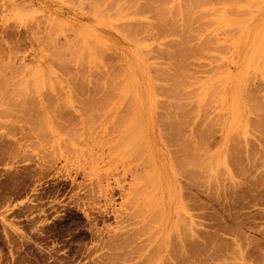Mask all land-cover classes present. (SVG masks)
Instances as JSON below:
<instances>
[{"label": "rangeland", "instance_id": "374dc122", "mask_svg": "<svg viewBox=\"0 0 264 264\" xmlns=\"http://www.w3.org/2000/svg\"><path fill=\"white\" fill-rule=\"evenodd\" d=\"M134 1L136 7L128 6L132 0H0V264H264V0ZM158 5L164 6L165 13ZM191 6L187 18L185 9ZM162 13L165 21L160 19L165 18ZM183 13L187 21L181 18ZM133 23L143 27L139 31L137 27L135 36L128 32ZM235 25L244 28L237 31ZM182 32L188 42L186 36L182 41ZM94 42L103 47L97 48ZM184 44L188 51L183 50ZM178 46L182 48L178 54L188 56L173 58L176 67L171 59ZM260 61L263 66L256 69ZM167 62H172L171 69ZM172 67L177 75L188 70V80L179 82L186 79L185 72L179 73L183 78L176 76L177 87L193 80L183 89L196 92L201 87V93L198 89L194 96L189 92L174 95L176 79L168 78ZM254 68L256 73L251 72ZM188 73L198 77L189 78ZM223 80L219 97L221 84L217 95L202 97L208 84L215 89ZM88 108L94 111L91 115H85ZM250 109L254 111L249 113ZM94 114L100 115L94 118ZM106 117L112 119L104 123ZM160 127L166 130L161 132ZM119 136L122 139L117 140ZM189 143L202 148L200 155L191 145L199 160L204 154L207 157L197 161L205 163L202 168V164L198 169L189 165L194 161H188L192 157L184 149ZM184 236L182 245L179 237Z\"/></svg>", "mask_w": 264, "mask_h": 264}, {"label": "bare ground", "instance_id": "6f19581e", "mask_svg": "<svg viewBox=\"0 0 264 264\" xmlns=\"http://www.w3.org/2000/svg\"><path fill=\"white\" fill-rule=\"evenodd\" d=\"M133 1H134V0H132V2H130V3L128 2V3H129L128 6H129L130 4H131V5H134V3H135L136 1H134V3H133ZM150 1H152V0H150ZM150 1H149V2H150ZM187 1H188V0H187ZM111 2H112V1H111ZM113 2H114V1H113ZM124 2H125V1H124ZM124 2H123V3H124ZM171 2H172V1H171ZM188 2H189V1H188ZM97 3H100V2H96V4H97ZM132 3H133V4H132ZM169 3H170V2H169ZM169 3H168V4H169ZM250 3H251V2H250ZM153 4H155V2H154ZM165 4H166V3H165ZM175 4H176V1H175ZM182 4H183V3H182ZM182 4H181V5H182ZM113 5H114V3H113ZM123 5H124V4H123ZM135 5H136V4H135ZM135 5H134V6H135ZM137 5H138V4H137ZM155 5H156V4H155ZM161 5H162V4H161ZM176 5H178V3H177ZM187 5H189V3H188ZM190 5H192V4L190 3ZM190 5H189V6H190ZM95 6H96V5H95ZM128 6H127V7H128ZM158 6H159V5H158ZM185 6H186V5H185ZM192 6H193V5H192ZM192 6H191V7H187V9H185V10L187 11V12L185 11V12H186V13H185L186 17H187V16H188V17L191 16V12H192V10H193ZM250 6H251V5H250ZM135 7H136V6H135ZM150 7H151V6H150ZM159 7H161V8L163 7L162 9L164 10V13H165L164 6H159ZM176 7H177V6H176ZM125 8H126V7H125ZM131 8H133V7H131ZM177 8H178V7H177ZM177 8H176V9H177ZM196 8H197V7H196ZM95 9H96V7H95ZM129 9H130V8H129ZM133 9H134V8H133ZM152 9H153V8H152ZM154 9H155V8H154ZM176 9H175V10H176ZM190 9H191V10H190ZM104 10H106V9H104ZM134 10H135V9H134ZM156 10H157V9H156ZM159 10H160V9H159ZM178 10H179V9H178ZM178 10H177V12H178ZM183 10H184V9H183ZM194 10H195V9H194ZM230 10H231V9H230ZM99 11L101 12V9H99ZM99 11H98V12H99ZM161 11H162V10H161ZM172 11H173V10H172ZM102 12H103V10H102ZM102 12H101V13H102ZM104 12H105V11H104ZM138 12H139V11H138ZM144 12H145V11H144ZM151 12H152V11H151ZM183 12H184V11H183ZM193 12H194V11H193ZM101 13H100V14H101ZM120 13H121V12H120ZM131 13H132V12H131ZM133 13H135V11H134ZM156 13H158V12L156 11ZM171 13H172V12H171ZM247 13H248V12H247ZM102 14H103V13H102ZM136 14H137V13H136ZM142 14H143V13H142ZM158 14L160 15L161 12H159ZM176 14H178V13H176ZM192 14H193V13H192ZM94 15H95V14H94ZM133 15H135V14H133ZM137 15H138V14H137ZM143 15H144V14H143ZM152 15H153V14H152ZM159 15H158V16H159ZM162 15H163V13H162ZM164 15H165V14H164ZM164 15H163V16H164ZM173 15H174V14H173ZM185 15H184V13H183V15H182L183 17H181V18L184 19V21H187V20H185ZM217 15H218V14H217ZM225 15H226V14H225ZM225 15H224V16H225ZM232 15H235V14H232ZM145 16H146V15H145ZM170 16H172V15H170ZM121 17H122V16H121ZM155 17H156V16H155ZM160 17H161V16H159V18H160ZM164 17H165V16H164ZM166 17H167V16H166ZM166 17H165V18L161 17L160 19H163V20H164V19H166ZM188 17H187V18H188ZM227 17H228V15H227ZM146 18H148V16H147ZM149 18H150V17H149ZM171 18H173V17H171ZM98 19H99V17H98ZM101 19H102V18H101ZM182 19H181V20H182ZM198 19L200 20V18H198ZM223 19H224V18H223ZM134 20H135V19H134ZM137 20H139V19H137ZM141 20H142V19H140L139 22H141ZM145 20H146V19H145ZM145 20H144V21H145ZM135 21H136V20H135ZM159 21L161 22L162 20H159ZM164 21H165V20H164ZM173 21H174V18H173L172 22H173ZM192 21H193V20H192ZM151 22H152V21H151ZM166 22H167V20H166ZM170 22H171V21H170ZM182 22H183V21H182ZM217 22H218V21H217ZM163 23H165V22H163ZM167 23H168V22H167ZM167 23H166V25H167ZM188 23H192V22H188ZM188 23H186V24H188ZM141 24H142V23H141ZM146 24H147V23H146ZM160 24H161V23H160ZM160 24H159V26H160ZM233 24H234V23H233ZM233 24H231V25H233ZM235 24H236V23H235ZM134 25H136V23H135V24L133 23V25H130V26H132V27L128 28V32L131 33V34L137 32V27H138V31L140 30V28H143V27H141V26H140V28H139V26H138L139 24H138L137 26H134ZM156 25H157V24H156ZM161 25H162V24H161ZM188 25H190V24H188ZM192 25H193V24H192ZM192 25H191V26H192ZM227 25H228V24H227ZM142 26H143V25H142ZM157 26H158V25H157ZM157 26H155V27H157ZM159 26H158V27H159ZM163 26H164V24H163ZM163 26L160 27V29L162 28V29H165V31H166V28H163ZM167 26H168V25H167ZM123 27H124V26H123ZM146 27H147V26H146ZM164 27H166V26H164ZM170 27H171V26H170ZM179 27H180V26H179ZM203 27H204V26H203ZM230 27H231V26H230ZM235 27H237V28H235V29H237V31H240V29H241L242 27L244 28V26H241V28H238V25H235ZM125 28H126V27H125ZM150 28H152L151 30H153V27H150ZM168 28H169V26H168ZM168 28H167V29H168ZM173 28H174V27H173ZM196 28H197V27H196ZM233 28H234V27H233ZM243 28H242L241 30H243ZM178 30H179V29H178ZM190 30H191V29H190ZM193 30H194V29H193ZM141 31H142V30H141ZM163 31H164V30H163ZM163 31L161 30V33H166V32H163ZM167 31H168V30H167ZM169 31H170V29H169ZM169 31H168V32H169ZM124 32H125V31H124ZM157 32H158V31H157ZM185 32H186V30H185ZM203 32H204V30H203ZM233 32H234V31H233ZM233 32H232V33H233ZM241 32H242V31H241ZM121 33H122V32H121ZM126 33H127V32H126ZM140 33H141V32H140ZM142 33H143V32H142ZM145 33H146V32H145ZM175 33H176V32H175ZM178 33H179V32H178ZM198 33H199V32H198ZM236 33H237V32H236ZM236 33H235V34H236ZM173 34H174V33H173ZM182 34H183V32H182ZM187 34H188V33H187ZM196 34H197V33H196ZM199 34H201V33H199ZM51 35H52V34H51ZM121 35H122V34H121ZM133 35H134V34H133ZM141 35H144V34H141ZM141 35H140V36H141ZM208 35H209V34H208ZM231 35H232V34H231ZM123 36H124V35H123ZM125 36H126V35H125ZM130 36H131V35H130ZM130 36H129V37H130ZM134 36H135V35H134ZM167 36H169V34H168ZM185 36H186V35H185ZM185 36H184V34L182 35V37H183V40H182V41H184V42H185V40L187 41V39H188V35L186 36L187 38H186ZM165 37H166V36H164L163 38H165ZM176 37H178V36H176ZM184 37H185V40H184ZM192 37H193V36H192ZM196 37H197V36H196ZM205 37H206V36H205ZM215 37H216V36H215ZM46 38H47V36H46ZM126 38H127V37H126ZM172 38H174V37H172ZM194 38H195V37H194ZM237 38H238V37H237ZM52 39H53V38H52ZM88 39H89V38H88ZM128 39H129V38H128ZM156 39H157V38H156ZM170 39H171V38H170ZM181 39H182V38H180L179 40H181ZM209 39H210V38H209ZM255 39H256V38H255ZM257 39H258V38H257ZM55 40H56V39H55ZM55 40H54V41H55ZM136 40H137V39H136ZM136 40H135V38H134V41H135V42H136ZM158 40H159V39H158ZM173 40H174V39H173ZM201 40H202V39H201ZM204 40H205V39H204ZM233 40H234V39H233ZM131 41H132V40H131ZM137 41H138V40H137ZM146 41H147V40H146ZM167 41H168V40H167ZM208 41H209V40H208ZM216 41H217V40H216ZM177 42H178V40H177ZM187 42H188V41H187ZM191 42H192V41H191ZM204 42H206V41H204ZM256 42H257V40H256ZM137 43H138V42H137ZM139 43H141V42L139 41ZM139 43H138V44H139ZM167 43H168V42H167ZM174 43H175V42H174ZM199 43H202V44H203V42H199ZM216 43H217V42H216ZM235 43H236V42H235ZM258 43H259V42H258ZM261 43H262V41H261ZM263 43H264V42H263ZM63 44H64V43H63ZM73 44H74V43H73ZM89 44H90V43H89ZM93 44H95V42H94ZM93 44H92V43L90 44V45L92 46L93 51H94V52H97V53L100 52L101 49H100V51H99V49H96V48H95L96 50H94V47H95V46H94ZM138 44H137V45H138ZM169 44H170V43H169ZM179 44L182 45L181 41L179 42ZM179 44H176V43H175L174 45H173V44H172V45H173L175 48H177L176 46L179 45ZM95 45H96V44H95ZM191 45H192V44H191ZM197 45H199V44H197ZM234 45H235L234 42H233V45H232V43H231V46H232V47H233ZM258 45H259V44H258ZM91 46H90V47H91ZM96 46H98V45H96ZM140 46H141V45H139V47H140ZM145 46H146V45H145ZM169 46L172 47L171 45H169ZM169 46H168V47H169ZM189 46H190V45H189ZM195 46H196V45H195ZM205 46H206V45H205ZM205 46H204V47H205ZM246 46H247V45H246ZM62 47H63V46H62ZM85 47H86V46H85ZM87 47H88V45H87ZM87 47H86V49L88 50L89 47H88V48H87ZM101 47H103V46H100V45H99L97 48H101ZM142 47L144 48L143 45H142ZM159 47L161 48V46H159ZM159 47H158V48H159ZM174 47H173V50H171V51H173L174 53H175L176 51H177V52H176V54H172V52L170 51L171 54H172V56L175 55V57H172L171 61L173 60V58H178V59H180V57H179L180 54H178V53H180L179 51H180L182 48L179 49V46H178V49L175 51V50H174V49H175ZM181 47H182V46H181ZM183 47H184L183 50H187V51L189 50V48H188L187 45L185 46V44H184ZM196 47H198V46H196ZM260 47H261V45H260ZM143 48H142V49H143ZM146 48H147V46H146ZM146 48H144V49H146ZM150 48H152V47H150ZM150 48H148V49H150ZM160 48H159V49H160ZM164 48H165V47H164ZM198 48H199V47H198ZM262 48H264V47H262ZM63 49H64V48H63ZM74 49H75V46H74ZM102 49H103V48H102ZM139 49L142 50L141 48H139ZM154 49H155V48H154ZM162 49H163V48H162ZM162 49H161V51L164 52L165 50H162ZM165 49L167 50V48H165ZM168 49H169V48H168ZM191 49H192V48H191ZM220 49H221V48H220ZM259 49H260V48H259ZM60 50H61V48H60ZM68 50H69V49H68ZM75 50L78 51L77 49H75ZM79 50H80V49H79ZM169 50H170V49H169ZM54 51H55V50H54ZM89 51H90V50H89ZM102 51H103V50H102ZM106 51H107V50H106ZM137 51H138V49H137ZM161 51L159 50V52H161ZM220 51H221V50H220ZM57 52H58V51H57ZM60 52H62V51H60ZM73 52H74V50H72V53H73ZM90 52H91V51H90ZM154 52H155V50H154ZM165 52H166V51H165ZM165 52H164V53H165ZM167 52H168V51H167ZM170 52H169V53H170ZM195 52H196V51H195ZM263 52H264V51H263ZM62 53H63V52H62ZM97 53H96V54H97ZM100 53H101V52H100ZM102 53H103V52H102ZM148 53H149V52H148ZM169 53H168V54H169ZM184 53H185V51H184ZM221 53H222V52H221ZM59 54H61V53H59ZM59 54H57V55H59ZM74 54H75V53H74ZM142 54H143V53H142ZM144 54H147V53H144ZM144 54H143V55H144ZM149 54H150V53H149ZM154 54H155V53H154ZM185 54H186V53H185ZM185 54H183V55H185ZM198 54H199V53H198ZM54 55H55V54H54ZM57 55H56V57H57ZM64 55H65V53H64ZM80 55H81V54H80ZM91 55H92V54H91ZM147 55H148V54H147ZM147 55H146V56H147ZM183 55L181 54L180 56L182 57ZM186 55H187V54H186ZM186 55L183 56V57H186ZM212 55H213V54H212ZM224 55H225V54H223V56H224ZM262 55H263V54H262ZM72 56H73V55H72ZM94 56H95V54H94ZM146 56H145V57H146ZM167 56H168V55H167ZM187 56H188V55H187ZM202 56H203V55H202ZM209 56H210V55H209ZM263 56H264V55H263ZM59 57H60V56H59ZM63 57H64V56H63ZM69 57H70V56H69ZM85 57H87V55H86ZM101 57L103 58V55H102ZM170 57H171V56H170ZM197 57H198V56H197ZM60 58H61V57H60ZM60 58H59V59H60ZM97 58H98V57L96 56L95 59L98 61ZM166 58H167V57H165L164 59H166ZM190 58H191V57H190ZM211 58H212V56H211ZM221 58H222V57H221ZM221 58H220V59H221ZM254 58H255V57H254ZM64 59H65V57H64ZM69 59H70V58H68V60H69ZM90 59H91V63H92V58H90ZM168 59H169V58H168ZM168 59H167V60H168ZM181 59H182V58H181ZM184 59H185V58H184ZM213 59H214V58H213ZM218 59H219V58H218ZM57 60H58V59H57ZM61 60H62V59H61ZM61 60H60V61H61ZM72 60H73V59H72ZM75 60H76V57H75ZM80 60H81V59H80ZM80 60H79V61H80ZM85 60H87V58H85ZM102 60H103V59H102ZM154 60H155V59H154ZM174 60H175V59H174ZM185 60H186V59H185ZM211 60H212V59H211ZM260 60H261V59H260ZM60 61H59V62H60ZM63 61H64V60H63ZM66 61H67V60H66ZM66 61H64V62H66ZM81 61H82V60H81ZM83 61H84V57H83ZM151 61H153V60H151ZM161 61H162V60H161ZM168 61H169V60H168ZM175 61H177V59H176ZM178 61H180V60H178ZM182 61H184V60L182 59ZM186 61H187V60H186ZM261 61H264V60H261ZM261 61H260V63H259V64H260V67H258L259 64H256V65H257V67L255 66L256 69H260V68H262L261 66H263V65H261V63H262ZM57 62H58V61H57ZM61 62H62V61H61ZM61 62H60V63H61ZM64 62H63V64H64ZM94 62H96V61H94ZM155 62H156V61H155ZM172 62H174V61H172ZM172 62H170V63L167 62V63H169V64H168V65H169V69H171L170 67L172 66V64H171ZM184 62H185V61H184ZM66 63H67V62H66ZM178 63H179V62H178ZM250 63H251V62H250ZM263 63H264V62H263ZM263 63H262V64H263ZM94 64H95V63H94ZM97 64H98V63H97ZM165 64H166V63H165ZM170 64H171V65H170ZM173 64L177 67L176 62H174ZM184 64H185V67L187 68V66H186V62H185ZM184 64H180V65L182 66V65H184ZM248 64H249V63H248ZM56 65H57V64H56ZM66 65H67V64H66ZM92 65H93V64H92ZM98 65H99V64H98ZM148 65L150 66V64H148ZM158 65H159V64H158ZM163 65H164V64H163ZM174 65H173V67H175ZM250 65H252V64H250ZM254 65H255V64H254ZM87 66H88V65H87ZM94 66H95V65H94ZM103 66H104V65H103ZM106 66H107V65H106ZM95 67H96V66H95ZM150 67H152V66H150ZM150 67H149V68H150ZM162 67H164V66H162ZM173 67H172L171 72H170V70H169V73H171V76H172V77L169 76L170 74H168V72H166L165 69H164L165 72L163 71V69H160V70H162L164 73H166V74H165L166 76H167V74H168V78L170 77V78L173 79V80H174V78H175L176 81H175V80H174V82L172 81V84L175 83V86H176V82H178V79L176 78V76H179L181 73H184V72H185V73H184V75H185L184 77H186V75H187L186 72H187L188 70L186 69V71H185V70L183 69V67H180V69L182 68V69L184 70V72H183V71H180V70L178 69L181 73L178 72V75H177V73L174 71V70H176L177 68L175 67L176 69H174ZM185 67H184V68H185ZM250 67H251V66H250ZM63 68H64V67H63ZM92 68H93V67H92ZM154 68H155V67H154ZM178 68H179V64H178ZM248 68H249V67H248ZM255 68H254L255 71L252 70L251 72L256 73L257 70H256ZM93 69H94V68H93ZM93 69H91V71H92ZM96 69H97V68H96ZM101 69H102V68H101ZM103 69H104V68H103ZM110 69H111V68H110ZM110 69H109V70H110ZM155 69H156V68H155ZM167 69H168V67H167ZM173 69H174V70H173ZM251 69H252V68H251ZM121 70H122V69H121ZM86 71H87V70H86ZM156 71H157V70H156ZM172 71H174L176 75L174 74V72L172 73ZM176 71H177V70H176ZM246 71H247V70H246ZM117 72H120V70H118ZM122 72H123V71H122ZM122 72H121V73H122ZM150 72H151V71H150ZM160 72H161V71H160ZM163 72H162V73H163ZM210 72H211V71H210ZM248 72H249V70H248ZM251 72H250V74H251ZM105 73H106V72H105ZM113 73H114V70H113ZM152 73H153V72H152ZM179 73H180V74H179ZM98 74H99V73H98ZM156 74H157V72H156ZM159 74H160V73H159ZM188 74L191 76V77L189 76V78H193V79H195V78H194L195 76L198 77L197 75H194V77H193L190 73H188ZM250 74L248 73L247 75L249 76ZM74 75H75V74H74ZM79 75H80V74H79ZM110 75H111V74H110ZM119 75H120V74H119ZM123 75H124V74H123ZM163 75H164V74H163ZM247 75H246V76H247ZM252 75H253V74H252ZM255 75H256V74H255ZM255 75H254V76H255ZM98 76H99V75H98ZM112 76H113V74H112ZM161 76H162V74H161V75H158V78H160ZM181 76H183V75H180L178 78H183V77H181ZM200 76H201V75H200ZM239 76H240V75H239ZM118 77H119V76H118ZM123 77H124V76H123ZM123 77H122V82H121V80L119 81L120 83H123V80H124ZM151 77H153V76H151ZM154 77H155V76H154ZM154 77H153V78H154ZM164 77H165V76H164ZM207 77H208V76H207ZM250 77H251V76H250ZM94 78H95V77H94ZM99 78H100V77H99ZM170 78H169V80H171ZM225 78H226V77H225ZM252 78H253V77H252ZM96 79H98V78L96 77ZM110 79H111V77H110ZM151 79H152V78H151ZM196 79H197V78H196ZM199 79H200V78H199ZM201 79H202V78H201ZM204 79H205V78H203V80H204ZM94 80H95V79H94ZM100 80H102V79H100ZM100 80H99V81L97 80V81L100 82ZM158 80H159V79H158ZM165 80H166V79H165ZM180 80H188V79H187V77H186V79H185V78H183V79H179V82H182V81H180ZM241 80H243V79H241ZM241 80H238V81H241ZM249 80H250V79H249ZM249 80L247 79V81H249ZM102 81H103V80H102ZM110 81H111V80H110ZM153 81H154V79H153ZM155 81H157V80L155 79ZM196 81H197V80H196ZM201 81H202V80H201ZM223 81H224V82H223ZM223 81H222V83L219 82L218 84H216V85H215V89H214V86L209 87L208 85H211V84H208L207 87H209V90L212 89L211 92H213V90H214V92L211 93L209 90H206L207 87H205V89L203 88L204 91H203V93H202V97H204L205 95H211V94H212V95H213V94L217 95L216 93H218V97H219V93H220V92H223L222 89H223V87H224V86H223V87H221V86H222L223 83H226V82H225L226 80H223ZM247 81H246V82H247ZM83 82H84V81H83ZM86 82H87V80H86ZM117 82H118V81H117ZM163 82L165 83V81H163ZM170 82H171V81H170ZM179 82H178V83H179ZM192 82H193V80H192ZM192 82H190V85L192 84ZM199 82H200V81H199ZM202 82H203V81H202ZM212 82H213V81H212ZM249 82H250V81H249ZM96 83H97V82H96ZM96 83H95V84H96ZM108 83H109V82H108ZM108 83H107V84H108ZM153 83H154V82H153ZM210 83H211V82H210ZM154 84H155V83H154ZM169 84H171V83H169ZM172 84H171V87H172ZM183 84H184V83H183ZM219 84H221V85H219ZM102 85H103V84H102ZM111 85H112V83H111ZM126 85H127V84H126ZM128 85H129V83H128ZM128 85H127V88H128ZM186 85L188 86V88L190 87L189 84L186 83ZM218 85H219V86H218ZM223 85H225V84H223ZM115 86H116V85H114V87H115ZM118 86H119V85H118ZM129 86H130V85H129ZM162 86H163V85H162ZM167 86H168V85H167ZM175 86H174V84H173V87H174V88H175ZM184 86H185V84H184ZM187 86H185V87L187 88ZM193 86H194V85H193ZM199 86H200V85H199ZM202 86H203V85H202ZM217 86H218V88L220 87L219 90H220L221 88H222V89L219 91L218 88H217ZM106 87H107V86H106ZM173 87H172V88H173ZM180 87H181V86H180ZM180 87H177V86H176L175 89H172V88H171V89L174 91L173 94H174V93H176V94L183 93V94H184V93L186 92V91H185L186 89H185V90L183 89V88H185V87H181V90H180ZM249 87H250V86H249ZM194 88H196V87L194 86ZM199 88L201 89V87H198V89H199ZM216 88H217V90H218L217 92H216ZM250 88H251V87H250ZM108 89H109V88H108ZM115 89H116V88H115ZM117 89H118V88H117ZM119 89H120V88H119ZM156 89H157V88H156ZM198 89H196V92H194V89L192 90V88H191L192 91L189 92L190 89H188L187 92H189V94H192V96H194V95H196V94L193 95V93H197L198 91L200 92V89H199V90H198ZM247 89H248V87H247ZM104 90H105V89H104ZM113 90H114V89H113ZM165 90H167V89H165ZM182 90H183V91H182ZM197 90H198V91H197ZM128 91H130V87L127 89L126 92H128ZM170 91H171V90H170ZM208 91H209V92H208ZM246 91H249V89L246 90ZM113 92H114V91H113ZM168 92H169V91H168ZM187 92H186V93H187ZM192 92H193V93H192ZM215 92H216V93H215ZM110 93H112V92H110ZM130 93H131V92H130ZM155 93H156V92H155ZM158 93H159V92H158ZM200 93H201V92H200ZM209 93H210V94H209ZM249 93H250V92H249ZM173 94H172V95H173ZM183 94H181L182 97H183ZM189 94L187 93V95H189ZM107 95H108V94H107ZM107 95H106V96H107ZM156 95H157V94H156ZM160 95H161V94H160ZM169 95H170V94H169ZM174 95H175V94H174ZM96 96H97V95H96ZM116 96H117V95H116ZM179 96H180V95H179ZM190 96H191V95H190ZM190 96H188V97H190ZM192 96H191V97H192ZM198 96H199V95H198ZM220 96H222V95L220 94ZM252 96H253V94H252ZM173 97H174V96H173ZM177 97H178V96H177ZM177 97H176L175 99H178ZM218 97H217V100H218ZM85 98H87V97L85 96ZM113 98H114V97H113ZM157 98H158V97H157ZM184 98L188 99V101H189V99H190V98H187V97H184ZM209 98H210V97H209ZM215 98H216V97H215ZM215 98H214V100H215ZM246 98H247V97H246ZM256 98H257V97H256ZM64 99H65V98H64ZM87 99H88V98H87ZM172 99H173V98H172ZM180 99H181V98H180ZM254 99H255V98H254ZM98 100H99V99L97 98V101H98ZM126 100H127V99H126ZM191 100H192V99H190V101H191ZM207 100H208V98H207ZM209 100H210V99H209ZM212 100H213V97H212L211 101H212ZM214 100H213V101H214ZM217 100H216V101H217ZM248 100H249V99H248ZM250 100H251V99H250ZM81 101H82V100H81ZM91 101L93 102V100H91ZM95 101H96V99H95ZM97 101H96V103H97ZM108 101H112V100H108ZM131 101H132V99H131ZM158 101H159V100H158ZM172 101H173V100H172ZM178 101H179V100H178ZM178 101H177V102H178ZM184 101H185V100H184ZM193 101L197 102V99H195V100H193ZM193 101H192V102H193ZM220 101H221V100H220ZM86 102H87V101H86ZM98 102H99V101H98ZM160 102H161V101H160ZM204 102H205V101H204ZM208 102H209V101H208ZM253 102H254V101H253ZM253 102H252V103H253ZM260 102H261V101H260ZM61 103H62V102H61ZM102 103H103V102H102ZM105 103H106V102H105ZM111 103H112V102H111ZM169 103H170V100H169ZM210 103H211V102H210ZM210 103H208V104H210ZM219 103H220V102H219ZM258 103H259V102H258ZM263 103H264V102H263ZM134 104H135V103H134ZM166 104H168V103H166ZM173 104H174V102H173ZM206 104H207V103H206ZM222 104H223V103H222ZM261 104H262V103H261ZM103 105H104V104H103ZM103 105H102V108H103ZM122 105H123V104H122ZM156 105H157V101H156ZM196 105H197V104H196ZM220 105H221V104H220ZM249 105H250V104H249ZM251 105H252V104H251ZM257 105H258V104H257ZM68 106H69V105H68ZM84 106H85V105H84ZM100 106H101V104H100ZM105 106H107V105H105ZM130 106H131V105H130ZM173 106H174V105H173ZM176 106H177V105H176ZM181 106H182V105H181ZM189 106H190V105H189ZM201 106H202V105H201ZM205 106H206V105H205ZM252 106H253V105H252ZM262 106H264V105H262ZM63 107L65 108V106H63ZM69 107H70V106H69ZM95 107H97V106H95ZM95 107H94V108H95ZM131 107H132V106H131ZM134 107H135V105H134ZM159 107H160V106H159ZM159 107H158V108H159ZM208 107H209V106H208ZM254 107H255V106H254ZM89 108H91V107H89ZM89 108H88V109H89ZM94 108H93V109L91 108V109H92V110H95ZM104 108H105V107H104ZM132 108H133V107H132ZM135 108H136V107H135ZM170 108H171V107H170ZM219 108H220V107H219ZM227 108H228V107H227ZM257 108H258V107H257ZM259 108H260V106H259ZM86 109H87V108H86ZM105 109H106V108H105ZM116 109H117V108H116ZM160 109H161V108H160ZM168 109H169V108H168ZM92 110L89 109V112H87V111L85 110V115H87L88 113H89V115H91V112H90V111H92ZM156 110H157V109H156ZM248 110H249V107H248ZM252 110H253V109H250V111H248V112L250 113V112H252ZM263 110H264V109H262V112H264ZM56 111H57V110H56ZM96 111H97V109H96ZM100 111H101V110H100ZM100 111H99V112H100ZM165 111H166V110H165ZM168 111H169V110H168ZM185 111H187V110H185ZM197 111H198V110H197ZM253 111H254V110H253ZM257 111L259 112L260 109L257 110ZM30 112H31V111H30ZM39 112H41V111H39ZM82 112H83V111H82ZM92 112H94V111H92ZM131 112H132V111H131ZM135 112H137V111H135ZM182 112H183V111H182ZM203 112H204V109H203ZM260 112H261V111H260ZM96 113H97V112H96ZM172 113H173V112H172ZM175 113H176V112H175ZM185 113H186V112H185ZM30 114H31V113H30ZM44 114H45V113H44ZM53 114H54V113H53ZM59 114H60V113H59ZM83 114H84V113H82V115H83ZM100 114H102V113H100ZM100 114H98V115H100ZM108 114H109V113H108ZM118 114H119V113H118ZM167 114H168V113H167ZM173 114H174V113H173ZM187 114H188V113H187ZM37 115H38V112H37ZM42 115H43V114H42ZM50 115H51V114H50ZM94 115H95V114H94ZM96 115H97V114H96ZM96 115H95V116H96ZM98 115H97V116H98ZM110 115H111V114H110ZM120 115H121V114H120ZM136 115H137V114H136ZM136 115H135V116H136ZM184 115H185V114H184ZM207 115H208V114H207ZM44 116H45V115H44ZM83 116H84V115H83ZM92 116H93V113H92ZM95 116H94V118H98V117H99V116H98V117H97V116L95 117ZM111 116H112V115H111ZM132 116H133V115H132V113H131V117H132ZM180 116H182V115H180ZM205 116H206V115H205ZM45 117H46V116H45ZM45 117H42V116H41V119H43V118H45ZM53 117H54V116H53ZM85 117H86V116H85ZM87 117H88V116H87ZM89 117H90V116H89ZM100 117H102V115H101ZM116 117H118V116H115L114 118H116ZM171 117H172V115H171ZM56 118H58V115H57V117H55V119H56ZM107 118H108V117H106L105 119H103V121H104V120L107 121ZM109 118H110V117H109ZM109 118H108V119H109ZM126 118H127V119H130L129 117H126ZM126 118H125V119H126ZM136 118H137V117H136ZM45 119H46V118H45ZM52 119H53V118H52ZM85 119H87V118H84V120H85ZM89 119H91V118H89ZM110 119H112V118H110ZM163 119H164V118H163ZM165 119H166V118H165ZM169 119H170V118H169ZM84 120H83V122H84ZM117 120H118V118H117ZM131 120H133V119L131 118L130 121H131ZM161 120H162V118H161ZM178 120H179V119H178ZM182 120H183V119H182ZM250 120H251V119H250ZM56 121H57V120H56ZM56 121H55V122H56ZM89 121H91V120H89ZM120 121H121V120H120ZM127 121H129V120H127ZM134 121H135V120H134ZM92 122H93V121H92ZM132 122H133V121H132ZM159 122H160V121H159ZM183 122H185V121H183ZM79 123H80V122H79ZM86 123H87V122H86ZM90 123H91V122H90ZM95 123H96V122H95ZM101 123H102V122H101ZM104 123H106V122L104 121ZM123 123H124V122H123ZM126 123H127V122H126ZM126 123H124V125L128 126ZM138 123H140L139 120H138ZM138 123H137V125H138ZM172 123H173V122H172ZM180 123H181V121H180ZM235 123H236V121H235ZM84 124H85V123H84ZM131 124H132V123H131ZM164 124H165V123H164ZM237 124H238V123H237ZM248 124H249V123H248ZM109 125H110V124H109ZM117 125H118V124H117ZM122 125H123V124H122ZM124 125H123V127H124ZM168 125H169V124H168ZM256 125H257V124H256ZM69 126H70V125H69ZM74 126H75V125H74ZM96 126H98V125H96ZM132 126H133V125H132ZM135 126H136V125H135ZM161 126H162V125H161ZM170 126H171V125H170ZM170 126H169V127H170ZM183 126H184V125H183ZM248 126H250V125H248ZM110 127H111V126H110ZM130 127H131V126H130V124H129L128 128H130ZM138 127H139V126H138ZM138 127H137V128H138ZM172 127H173V126H172ZM232 127H233V125H232ZM234 127H235V126H234ZM59 128H60V127H59ZM75 128H76V126H75ZM85 128H86V127H85ZM87 128H88V127H87ZM92 128H93V127H92ZM94 128H95V126H94ZM94 128H93V130H92V129H91V130L94 131ZM102 128H103V127H102ZM116 128H117V127H116ZM163 128H164V127H163ZM163 128L160 127L161 130L159 129V131L162 132V131H163ZM170 128H171V127H170ZM201 128H202V127H201ZM201 128H199V130H200ZM248 128H249V127H248ZM248 128H247V129H248ZM61 129H62V128H61ZM72 129H73V128H72ZM79 129H80V128H79ZM89 129H90V127H89ZM89 129H87V130H89ZM120 129H121V127H120ZM120 129H119L118 131H122V132H123V130H120ZM122 129H123V128H122ZM124 129H125V128H124ZM135 129H136V128H135ZM140 129H141V128H140ZM140 129H139V131H140ZM164 129H165V128H164ZM167 129H168V128H167ZM77 130H78V129H77ZM87 130H86V131H87ZM101 130H102V129H101ZM109 130H110V128H109ZM127 130H128V129H127ZM127 130H126V131H127ZM137 130H138V129H137ZM165 130H166V129H165ZM165 130H164V131H165ZM177 130H178V129H177ZM197 130H198V129H197ZM238 130H240V129L238 128ZM238 130H234L232 133L238 132ZM250 130H251V129H250ZM39 131H40V130H39ZM39 131H38V132H39ZM86 131H85V132H86ZM135 131H136V130H135ZM135 131H134L133 133H135ZM171 131H173V130L171 129ZM174 131H175V130H174ZM200 131H201V130H200ZM243 131H245V130H242V132H243ZM41 132L43 133V130H42ZM78 132H79V131H78ZM83 132H84V131H83ZM83 132H82V133H83ZM87 132H88V131H87ZM95 132H96V131H95ZM115 132L117 133V131H115ZM39 133H40V132H39ZM92 133H93V132H92ZM111 133H112V131H111ZM119 133H120V132H119ZM126 133H127V132H125V135H126ZM136 133H137V132H136ZM136 133L134 134V136L136 135ZM139 133H140V132H138V134H139ZM164 133H165V132H164ZM168 133H169V132H168ZM178 133H179V131H178ZM183 133H185V131H184ZM194 133H195V132H194ZM200 133H202V132H200ZM238 133H239V135H240V134L242 135V133H240V132H238ZM245 133H246V132H245ZM95 134H96V133H95ZM95 134H94V135H95ZM109 134H110V133H109ZM114 134H115V133H114ZM120 134H121V133H120ZM143 134H144V133H143ZM189 134H190V133H189ZM192 134H193V132H192ZM246 134H247V133H246ZM159 135L161 136L160 132H159ZM162 135H163V133H162ZM166 135H168V134H166ZM175 135H176V134H175ZM181 135H182V134H181ZM193 135H194V134H193ZM241 135H240V136H241ZM247 135H248V134H247ZM70 136H71V135H70ZM117 136H118V135H117ZM117 136H116V137H117ZM127 136H129V135H126V138H127ZM134 136H133V138H134ZM170 136H171V133H170ZM182 136H183V135H182ZM240 136H239V137H240ZM242 136H243V135H242ZM242 136H241V137H242ZM245 136H246V135H245ZM95 137H96V136H95ZM116 137H114V138H116ZM121 137H123V139L125 138L124 135H122ZM121 137L119 136V139H117V140H120ZM143 137H144V136H143ZM161 137H162V136H161ZM163 137L165 138L166 136H163ZM172 137H173V136H172ZM176 137H177V136H176ZM192 137H194V136H192ZM198 137L200 138V137H201V134H200V136L198 135ZM230 137H231V136H230ZM96 138H97V137H96ZM133 138H132V139H133ZM164 138H162V139H164ZM184 138H185V137H184ZM66 139H67V138H66ZM121 139H122V138H121ZM139 139H141V138H139ZM139 139H138V140H139ZM181 139H182V138H181ZM181 139H180V140H181ZM191 139L194 140L193 138H191ZM195 139H197L196 136H195ZM106 140H107V139H106ZM111 140H112V139H111ZM124 140H126V139H124ZM124 140H121V142H122V141L124 142ZM143 140H144V139H143ZM164 140H165V139H164ZM166 140H167V139H166ZM186 140H187V138H186ZM189 140H190V139H189ZM189 140H188V141H189ZM192 140H191V141H192ZM197 140H198V139H197ZM197 140H195V141H193V142H197ZM199 140H200V139H199ZM232 140H234V139H232ZM77 141H80V140L77 139ZM99 141H100V140H99ZM112 141H114V140H112ZM139 141H140V140H139ZM139 141H138V142H139ZM178 141H179V140H178ZM178 141H177V142H178ZM66 142H67V140H66ZM87 142H88V141H87ZM110 142H111V141H110ZM123 142H122V143H123ZM127 142H128V141H127ZM143 142H144V141H143ZM163 142H164V141H163ZM166 142H167V141H166ZM173 142H174V141H173ZM183 142H185V140L182 141L181 143H183ZM200 142H201V140H200ZM200 142L198 141V143H200ZM94 143H95V142H93V144H94ZM169 143H171V142L169 141ZM178 143H180V142H178ZM190 143H192V142H190ZM190 143L187 144V145H185V148H184V149H186L187 153H189V155H190L192 158H194L195 156H194V157L192 156V150H194V152H195V151L199 150V148H201V147H199V148L197 149V146H199L198 143H197V144L195 143L197 146H196L195 144L192 145V144H190ZM202 143H203V142H202ZM91 144H92V143H91ZM95 144H96V143H95ZM118 144H119V143H118ZM118 144H116V145L118 146ZM138 144H141V142H139ZM138 144H134V145L136 146V145H138ZM165 144H166V143H165ZM68 145H69V143H68ZM83 145H84V144H83ZM114 145H115V144H114ZM120 145H121V144H120ZM122 145H123V144H122ZM134 145H133V146H134ZM168 145L170 146V144H168ZM168 145H167V146H168ZM191 145H192V146H195L197 150H195V148L192 149V146H191ZM200 145H201V144H200ZM69 146H71V145H69ZM80 146H81V145H80ZM135 146H134V148H137V146H136V147H135ZM140 146H141V145H139L138 147H140ZM171 146H172V145H171ZM174 146H176V145H174ZM182 146H184V145H182ZM240 146H241V145H240ZM113 147H114V146H113ZM115 147H116V146H115ZM115 147H114V149H115ZM145 147H146V146L141 147V148H144V150H145V149H146ZM116 148H117V149H118V148L120 149L121 146H120V147L118 146V147H116ZM131 148H132V147H131ZM134 148H133V149H134ZM141 148H138V149L142 151ZM175 148H176V147H175ZM77 149H79V148H77ZM147 149H148V148H147ZM147 149H146V150H147ZM176 149H177V148H176ZM191 149H192V150H191ZM201 149H202V148H201ZM131 150H132V149H131ZM144 150H143V151H144ZM146 150H145V151H146ZM190 150H191V154H190ZM132 151H134V150H132ZM132 151H131L129 154H131ZM183 151H184V150H183ZM200 151H202V150H199V152H200ZM113 152H114V151H113ZM128 152H129V151H128ZM135 152L139 154V152H137V150H136ZM147 152H148V150H147ZM126 153H127V151H126ZM136 153H135V156L140 158V156H139L138 154H137V155H138V156H137ZM143 153H145V152H143ZM180 153H181V152H180ZM182 153H183V152H182ZM195 153L198 154V155H196V157L199 156V153H197V152H195ZM195 153H193V154H195ZM148 154H150V153H148ZM148 154H147V155H148ZM123 155H124V154H122V157H123ZM133 155H134V152H133ZM182 155H183V154H182ZM184 155H186V154H184ZM200 155H201V152H200ZM142 156H143V158H142V157H141V158L144 159V155H143V154H142ZM148 156H149V155H148ZM171 156H172V155H171ZM217 156H219V155H217ZM217 156H216V160H217V158H218V160H219V157H217ZM124 157H125V155H124ZM133 157H134V156H133ZM149 157H151V156H149ZM182 157H183V156H182ZM182 157H181V159H182ZM186 157L189 158L188 155H187ZM201 157H202V156H201ZM131 158H132V157H131ZM184 158H185V157H184ZM192 158H191V159H188V161H189V160H194V161H191L190 164L188 163L187 159H186L185 161H184V159H183L182 161H184L185 163H186V161H187V163H188L189 165H192L193 168H194V166H195V168L197 167V169H198V166H199L200 164H202V163L198 164V162H197V161L199 160L198 157L196 158V162H195V159H192ZM203 158H207V157H205V154H204V157H203ZM203 158L200 159L199 161L203 160ZM134 159H135V158H134ZM136 160H137V159H136ZM148 160H149V158H148ZM171 160H172V159H171ZM173 160H174V159H173ZM176 160H177V159H176ZM182 161H181V162H182ZM128 162H129V160H128ZM134 162H135V161H134ZM145 162H147V161H145ZM148 162H149V161H148ZM148 162H147V163H148ZM151 162H152V157H151ZM189 162H190V161H189ZM192 162H193V164H192ZM153 163H154V162H153ZM173 163H174V162H173ZM185 163H184V164H185ZM187 163L185 164V168H188V167H187ZM196 163H197V164H196ZM215 163H217V162H215ZM218 163H219V161H218ZM148 164H149V163H148ZM148 164H146V165H148ZM195 164H196V165H195ZM204 164H205V163H203L202 166H199V167L202 168ZM222 164H223V163H222ZM222 164H219V167H220ZM132 165H133V164H132ZM180 165H181V164H180ZM189 165H188V166H189ZM193 165H194V166H193ZM206 165H208V164H206ZM133 166H134V165H133ZM135 166H136V165H135ZM174 166H177V165H174ZM214 166H215V165H214ZM222 166H224V165H222ZM180 167H181V166H180ZM182 167L184 168L183 165H182ZM205 167H206V166H205ZM208 167H209V169H210V165H209ZM131 168H132V167H131ZM175 168H177V167H175ZM185 168H184V170H185ZM190 168H191V166L189 167V169H190ZM201 168H199V169H201ZM206 168H207V167H206ZM222 168H223V167H222ZM147 169H149V168L147 167ZM177 169H178V168H177ZM177 169H176V171H177ZM179 169H181V168H179ZM189 169H188V171H189ZM139 170H140V169H139ZM149 170H150V169H149ZM207 170H208V168H207ZM131 171H132V170H131ZM133 171H134V170H133ZM147 171H148V170H147ZM179 171H180V170H179ZM182 171H183V169H182ZM188 171L186 170V172H188ZM192 171H193V170H192ZM134 172H135V171H134ZM195 172H196V171H195ZM217 172H219V171H216V173H217ZM220 172H221V171H220ZM130 173H131V172H130ZM140 173H142V172H139L137 175H139ZM178 173H179V172H178ZM180 173H181V171H180ZM182 173H183V172H182ZM133 174H134V173H132V175H133ZM153 174H154V173H153ZM183 174H184V173H183ZM213 174H214V173H213ZM218 174H219V173H218ZM180 175H181V174H180ZM192 175H193V174H192ZM219 175H220V174H219ZM223 175H224V173H223ZM152 176H154V175H152ZM197 176H198V175H197ZM214 176H216V175H214ZM220 176H221V175H220ZM134 177H135V176H134ZM136 177H137V176H136ZM141 177L143 178L144 176H141ZM224 177H225V176H224ZM139 178H140V175H139ZM139 178L137 177L136 179H139ZM146 178H147V177H146ZM151 178H152V177H151ZM151 178H150V179H151ZM196 178H197V177H196ZM201 178H202V177H201ZM216 178H217V177H216ZM218 178H219V176H218ZM218 178H217V179H218ZM143 179H144V178H143ZM190 179H191V178H190ZM197 179H198V178H197ZM220 179H221V178H220ZM146 180H148V178H147ZM153 180H154V179H153ZM153 180H149V181H153ZM178 180H179V179H178ZM199 180H200V179H199ZM211 180H212V179H211ZM149 181H148V182H149ZM157 181H158V179H157ZM194 181H195V180H194ZM212 181H213V180H212ZM219 181H220V180H219ZM143 183H144V182H143ZM143 183H141V184H143ZM151 183H153V182H151ZM156 183L158 184V182H156ZM146 184H147V182H146ZM149 184H150V183H149ZM149 184H148V185H149ZM153 184L155 185V182H154ZM215 184H216V181H215ZM150 185H151V184H150ZM154 185H153L151 191L154 190L153 188H155V186H157V185H155V186H154ZM139 186H140V185H139ZM143 186H145V185H143ZM146 186H147V185H146ZM215 186H216V185H215ZM148 187H149V186H148ZM148 187H147V188H148ZM157 187H158V186H157ZM157 187H156V189H157ZM129 188H130V187H129ZM137 188H138V187H137ZM139 188H140V187H139ZM183 189H184V188H183ZM146 190H147V189H146ZM146 190H144V191H146ZM140 191H142V188H141ZM140 191H139V192H140ZM144 191H143V193H144ZM151 191H150V192H151ZM154 191H155V190H154ZM154 191H152V192L155 193ZM170 191H171V190H170ZM181 191H182V190H181ZM146 192H147V191H146ZM150 192H149L147 195H149ZM133 193H134V192H133ZM133 193H132V194H133ZM135 193H136V192H135ZM139 195H140V194H139ZM143 195H145V194H143ZM134 196H135V195H134ZM134 196H132V197H134ZM152 196H153V195H152ZM152 196H151V197H152ZM159 196H162V193H161V195H159ZM138 197H139V196H138ZM135 198H136V197H135ZM133 199H134V198H133ZM156 199H157V197H156ZM160 199H161V198H160ZM160 199H159V200H160ZM162 199H163V197H162ZM185 199H186V198H185ZM138 200H139V199H138ZM130 201H131V200H130ZM135 201L137 202V200H135ZM148 201H149V200H148ZM184 201H185V200H184ZM128 202H129V201H128ZM144 202H145V201H144ZM144 202H143V203H144ZM160 202H161V201H160ZM143 203H142V204H143ZM146 203H147V202H146ZM161 204H162V203H161ZM161 204H159V205H161ZM145 205H146V204H145ZM153 205H155V204H153ZM146 206H148V205H146ZM124 207H126V206H124ZM152 207H153V206H152ZM141 208H142V207H141ZM141 208H140V209H141ZM147 208H148V207H147ZM158 208L161 209V207H158ZM158 208H157V209H158ZM125 209H126V208H125ZM137 209H138V208H137ZM145 209H146V208H145ZM163 209H164V207H163ZM130 210H131V209H130ZM138 210H139V209H138ZM154 211H155V210H154ZM158 211H160V210H158ZM135 212H136V211H135ZM138 212H139V211H138ZM142 212H143V211H142ZM140 213H141V212H140ZM152 213H153V212H152ZM152 213H151V214H152ZM157 213H158V212H157ZM157 213H156V214H157ZM159 213H161V211H160ZM137 214H138V213H137ZM153 214H154V213H153ZM156 214H155V215H156ZM159 215H160V214H159ZM130 216H131V215H130ZM153 216H154V215H153ZM153 216H152V217H153ZM185 216H186V215H185ZM128 217H129V216H128ZM128 217H127V218H128ZM131 217H132V216H131ZM129 218H130V217H129ZM129 218H128V219H129ZM134 218H135V217H134ZM154 218H155V217H154ZM157 218H158V217H157ZM159 218H160V216H159ZM186 218H187V217H186ZM128 219H127V220H128ZM135 219H137V218H135ZM141 219H142V217H141ZM138 220H139V219H138ZM181 220H182V219H181ZM181 220H180V221H181ZM155 221H156V220H155ZM158 221H159V219H158ZM158 221H156V222H158ZM183 221H184V220H183ZM136 222H137V221H136ZM193 222L195 223V221H193ZM133 223H134V222H133ZM148 223H149V222H148ZM148 223H147V224H148ZM151 223H152V221H151ZM165 223H166V222H165ZM176 223L178 224V222H176ZM179 223H180V222H179ZM134 224H135V223H134ZM197 224H198V223H197ZM124 225H125V224H124ZM127 225H128V224H127ZM143 225H144V224H143ZM143 225H142V226H143ZM142 226L140 225V227H142ZM123 227H124V226H123ZM146 227H147V225H146ZM176 227H177V226H176ZM121 228H122V227H121ZM126 229H127V228H126ZM135 229H136V228H135ZM142 229H143V228H142ZM149 229H151V228H149ZM182 229H183V228H182ZM197 230H198V229H197ZM200 230H201V228H200ZM200 230H198V231L200 232ZM147 231H148V230H147ZM152 231H153V230H152ZM134 232H135V231H134ZM141 232H142V231H141ZM175 232H176V231H175ZM173 233H174V231H173ZM173 233H172V234H173ZM178 233H179V231L177 232V235H178ZM118 234H119V233H118ZM139 234H140V233H139ZM150 234H151V233H150ZM154 234H156V233H154ZM174 234H175V233H174ZM181 235H182V233H181ZM181 235H180V236H181ZM199 235H200V234H199ZM134 236H136V235H134ZM152 236H153V235H152ZM131 237H132V236H131ZM135 238H136V237H134V239H135ZM179 238L182 240V245H183V244H184V243H183V240H185L186 237L184 236V238H182V237H179ZM129 239H131V238H129ZM198 239H199V238H198ZM149 240H150V239H149ZM160 240H161V239H160ZM170 240H171V239H170ZM176 240H177V239H176ZM126 241H127V240H126ZM131 241L133 242V240H131ZM135 241H136V240H135ZM135 241H134V242H135ZM178 241H180V240H178ZM119 242H120V241H119ZM124 242H125V241H124ZM127 242H128V241H127ZM132 242H131V243H132ZM142 242H143V241H142ZM144 242H146V241H144ZM169 243H170V242H169ZM169 243H168V244H169ZM123 244H124V243H123ZM123 244H122V245H123ZM129 244H130V243H129ZM147 244H148V243H147ZM162 244H163V243H162ZM172 244H173V243H172ZM179 244H180V243H179ZM126 245H128V243H127ZM126 245H125V246H126ZM184 245H185V244H184ZM161 246H162V245H161ZM178 246H179V245H178ZM186 246H187V244H186ZM135 247H136V246H135ZM139 247H140V246H139ZM179 247H180V246H179ZM183 247H184V246H182L181 248H183ZM120 248L123 249V247H121V246H120ZM124 248H125V247H124ZM143 248H145V247L143 246ZM153 248H154V247H153ZM181 248H180V249H181ZM184 248H185V247H184ZM116 249H117V248H116ZM116 249H115V250H116ZM139 249H140V248H138V250H139ZM159 249H160V248H159ZM187 249H188V248H187ZM151 250H152V249H151ZM161 250H162V248H161ZM132 251H133V249H132ZM136 251H137V250H136ZM136 251H135V252H136ZM142 251H143V249H142ZM149 251H150V250H149ZM170 251H171V250H170ZM172 251H173V250H172ZM187 251H188V250H187ZM182 252H185V251H182ZM174 253H175V251H174ZM147 254H148V253H147ZM147 254H146V255H147ZM170 254H171V253H170ZM146 255H145V256H146ZM150 255H151V254H150ZM157 255H158V253H157ZM151 256H152V255H151ZM172 256H173V255H172ZM176 256H177V255H176ZM183 256H186V255H183ZM147 257H148V256H147ZM153 257H154V256H153ZM158 257H159V256H158ZM164 257H165V256H164ZM184 258H185V257H184ZM149 259H150V258H149ZM149 259H148V261H149ZM145 260H146V259H145ZM168 261H169V260H168ZM154 262H155V261H154ZM166 263H167V261H166ZM169 263H170V262H169ZM169 263H168V264H169ZM171 263H172V262H171ZM185 263H187V260H186V259H185ZM195 263H196V261H195ZM148 264H149V263H148ZM191 264H192V263H191Z\"/></svg>", "mask_w": 264, "mask_h": 264}]
</instances>
